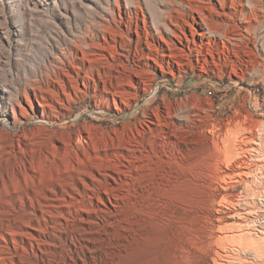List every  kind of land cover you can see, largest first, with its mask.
Segmentation results:
<instances>
[{"label": "rangeland", "instance_id": "374dc122", "mask_svg": "<svg viewBox=\"0 0 264 264\" xmlns=\"http://www.w3.org/2000/svg\"><path fill=\"white\" fill-rule=\"evenodd\" d=\"M261 134L264 0H0V264H264Z\"/></svg>", "mask_w": 264, "mask_h": 264}, {"label": "bare ground", "instance_id": "6f19581e", "mask_svg": "<svg viewBox=\"0 0 264 264\" xmlns=\"http://www.w3.org/2000/svg\"><path fill=\"white\" fill-rule=\"evenodd\" d=\"M171 49H172V47H171ZM179 50V49H178ZM190 52L192 53V51L190 50ZM261 135H264V134H261ZM230 138H232L233 139V137L235 138L236 136H235V134L234 133H232L230 136H229ZM229 138V139H230ZM264 138V136H262V139ZM261 139V140H262ZM264 140V139H263ZM232 141H234V139L232 140ZM257 142V141H256ZM259 144H262V142L261 141H259L258 142ZM239 237V236H238ZM232 238V237H231ZM234 238V237H233ZM240 239V238H239ZM250 240V239H249ZM240 241V240H239ZM236 242V241H235ZM257 240H255V239H251V243L250 244H248V245H245L246 246V249L245 250H247L248 248H249V250H252L253 248H255V247H257ZM239 243H241V242H239ZM238 244V243H237ZM240 245V244H239ZM245 248V247H244ZM248 251V250H247Z\"/></svg>", "mask_w": 264, "mask_h": 264}, {"label": "crops", "instance_id": "0c3cea01", "mask_svg": "<svg viewBox=\"0 0 264 264\" xmlns=\"http://www.w3.org/2000/svg\"><path fill=\"white\" fill-rule=\"evenodd\" d=\"M240 238V239H239ZM229 240L231 241V242H234V243H238L237 245H245V244H250L251 243V240H246L245 239V237L244 236H236V237H232V238H229ZM240 240V241H239ZM236 241V242H235ZM239 242H241V243H239ZM257 246H259V242H257V244H256Z\"/></svg>", "mask_w": 264, "mask_h": 264}]
</instances>
